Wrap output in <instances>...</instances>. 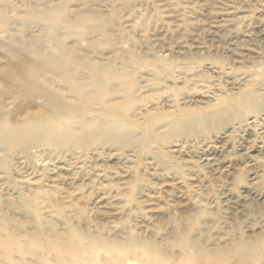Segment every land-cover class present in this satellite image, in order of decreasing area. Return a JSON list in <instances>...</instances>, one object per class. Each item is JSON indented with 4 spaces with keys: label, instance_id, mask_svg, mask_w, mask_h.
Here are the masks:
<instances>
[{
    "label": "rangeland",
    "instance_id": "obj_1",
    "mask_svg": "<svg viewBox=\"0 0 264 264\" xmlns=\"http://www.w3.org/2000/svg\"><path fill=\"white\" fill-rule=\"evenodd\" d=\"M262 27L264 0H0V66L14 48L37 62L76 48L86 72L120 76L106 100L90 101L49 80L78 109L73 127L83 113L110 134L26 152L1 142L0 214L24 221V232L136 235L170 264L186 238L192 253L243 236L264 244ZM4 85L0 77L1 112L57 109ZM114 264L155 263L129 253Z\"/></svg>",
    "mask_w": 264,
    "mask_h": 264
},
{
    "label": "bare ground",
    "instance_id": "obj_2",
    "mask_svg": "<svg viewBox=\"0 0 264 264\" xmlns=\"http://www.w3.org/2000/svg\"><path fill=\"white\" fill-rule=\"evenodd\" d=\"M259 34L264 37L263 27ZM245 49L248 54H257L255 49ZM12 51L14 60L0 66L4 87L15 88L26 99L45 96L57 109L52 110L50 104L43 102L34 105L36 108L32 110L23 111L20 108L17 113L0 111V143L5 142L11 150L26 152L33 144L54 147H70L74 144L87 147L110 134V130L102 128L100 124L88 122L83 113L79 116L82 126L73 127L72 117L78 109L70 105L61 93L46 88L49 80L60 81L65 86L74 88L86 100H106L113 89L109 84L120 80V76L107 72L106 77H102L101 71L96 67L86 72L85 67L80 65L84 57L76 48L58 49L44 62L35 61L22 50L14 48ZM34 51L39 53L41 50L35 45ZM258 134L264 139V124L259 128ZM0 165L9 168L6 159H0ZM253 196H259V193L256 192ZM32 205L36 218L41 221L36 197L32 198ZM58 209L60 210L59 206ZM23 225L22 220L16 221L4 213L0 214V264H114L129 253L138 254L151 263L170 264V254L136 235L127 237L124 243L109 237H95L77 228L60 232L53 231L49 226L24 232L21 228ZM249 239L243 236L223 246L204 249L198 247L192 253L188 248L193 247L194 242L186 238L175 264H264V244L259 240Z\"/></svg>",
    "mask_w": 264,
    "mask_h": 264
}]
</instances>
